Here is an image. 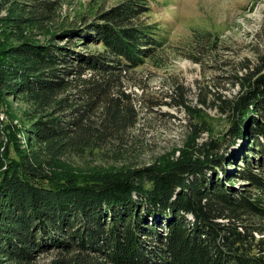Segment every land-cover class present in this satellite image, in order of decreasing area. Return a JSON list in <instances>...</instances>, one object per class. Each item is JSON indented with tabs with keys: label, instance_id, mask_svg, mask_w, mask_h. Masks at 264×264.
Here are the masks:
<instances>
[{
	"label": "trees",
	"instance_id": "obj_1",
	"mask_svg": "<svg viewBox=\"0 0 264 264\" xmlns=\"http://www.w3.org/2000/svg\"><path fill=\"white\" fill-rule=\"evenodd\" d=\"M58 8L0 0V264H264V44L215 65L237 86L228 97L207 89L192 105L172 80L169 103L191 129L131 167L132 73L164 49L144 21L150 6L120 0L54 33ZM220 39L194 29L187 58L202 64Z\"/></svg>",
	"mask_w": 264,
	"mask_h": 264
},
{
	"label": "rangeland",
	"instance_id": "obj_2",
	"mask_svg": "<svg viewBox=\"0 0 264 264\" xmlns=\"http://www.w3.org/2000/svg\"><path fill=\"white\" fill-rule=\"evenodd\" d=\"M119 1L58 0L59 8L50 30L56 33L70 29L83 19L91 20L98 8L111 7ZM147 3L150 11L144 16V21L153 27L154 35L163 42L164 49L158 51V64L154 59L146 60L132 73L130 84L134 82L137 85H131L129 90L134 92L139 120L127 134L126 152L121 157V161L131 167H144L172 153L174 148L184 143L191 129L184 110L169 103L166 94L171 90L172 80H178L186 88V98L192 105L197 102L198 95V98L208 95L207 89L212 93L219 90L228 97L237 91V86L225 84L223 72L215 65L222 66L223 60L235 61L242 56H252L250 42H258L259 46L264 44V31L257 34L264 26V0H147ZM197 28L220 34L219 47L212 55L218 63L213 62L212 56L202 57V64L187 58L189 41ZM37 38L42 40L41 35ZM77 48L85 50L83 46ZM152 102L157 106L151 105ZM206 110L212 118L214 131L223 132L226 122L220 119V114L215 108L207 107ZM201 136L199 142L207 133ZM227 144L221 145L220 153L227 150L228 155L233 150ZM47 258L50 255L44 254L38 261L43 262Z\"/></svg>",
	"mask_w": 264,
	"mask_h": 264
}]
</instances>
